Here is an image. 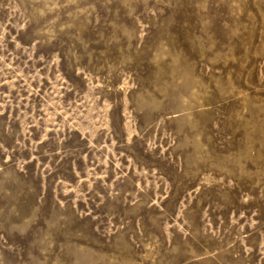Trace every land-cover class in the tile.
<instances>
[{
	"label": "rangeland",
	"instance_id": "rangeland-1",
	"mask_svg": "<svg viewBox=\"0 0 264 264\" xmlns=\"http://www.w3.org/2000/svg\"><path fill=\"white\" fill-rule=\"evenodd\" d=\"M0 264H264V0H0Z\"/></svg>",
	"mask_w": 264,
	"mask_h": 264
}]
</instances>
